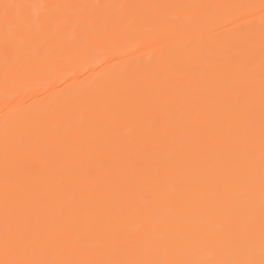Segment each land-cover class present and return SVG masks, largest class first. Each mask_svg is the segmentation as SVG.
I'll use <instances>...</instances> for the list:
<instances>
[{
    "label": "snow or ice",
    "instance_id": "obj_1",
    "mask_svg": "<svg viewBox=\"0 0 264 264\" xmlns=\"http://www.w3.org/2000/svg\"><path fill=\"white\" fill-rule=\"evenodd\" d=\"M0 71V264H264V0H0Z\"/></svg>",
    "mask_w": 264,
    "mask_h": 264
},
{
    "label": "bare ground",
    "instance_id": "obj_2",
    "mask_svg": "<svg viewBox=\"0 0 264 264\" xmlns=\"http://www.w3.org/2000/svg\"><path fill=\"white\" fill-rule=\"evenodd\" d=\"M34 2L39 3L40 0H34ZM161 3H192V4H201V3H212V4H241V3H258L259 0H157ZM223 11V10H222ZM227 27L217 29L216 34L227 31ZM195 38H199L198 33L193 34ZM212 35V33H209ZM150 51V50H148ZM83 69H78L76 75L79 76V72ZM58 82V81H57ZM95 83V73L89 72L88 78L80 77L79 79L73 77L68 79L67 83L62 85L63 89L69 91L70 94H77L81 92H86L92 87ZM49 85L45 82H41L35 86L29 87L21 92V101L18 103L17 107H31L36 111H41L49 106H60V101L54 99V95L59 94V90L52 86V91L49 92L46 88ZM6 101L4 99V87H3V73L0 71V126L3 123V116L8 108H6Z\"/></svg>",
    "mask_w": 264,
    "mask_h": 264
}]
</instances>
